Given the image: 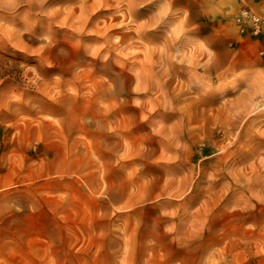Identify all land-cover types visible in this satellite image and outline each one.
I'll return each mask as SVG.
<instances>
[{"label":"rangeland","instance_id":"rangeland-1","mask_svg":"<svg viewBox=\"0 0 264 264\" xmlns=\"http://www.w3.org/2000/svg\"><path fill=\"white\" fill-rule=\"evenodd\" d=\"M0 264H264V0L0 9Z\"/></svg>","mask_w":264,"mask_h":264},{"label":"bare ground","instance_id":"bare-ground-1","mask_svg":"<svg viewBox=\"0 0 264 264\" xmlns=\"http://www.w3.org/2000/svg\"><path fill=\"white\" fill-rule=\"evenodd\" d=\"M48 0H0V9H6V10H12V9H15L18 5L24 3L29 10H35L37 7H40L42 8L46 2ZM55 14L56 12H54L52 15L49 16V18H54L55 17ZM26 23V22H25ZM26 25V24H24ZM24 28V27H23ZM98 29V28H97ZM13 32L12 33H16L17 30H12ZM20 31V30H18ZM21 32V31H20ZM11 33V34H12ZM24 34H27V33H24ZM32 35V34H31ZM28 36V34H27ZM20 37V36H19ZM33 38V37H32ZM51 43V42H50ZM76 46V45H75ZM78 49L81 50V46L80 45H77ZM77 47H76V50H77ZM75 48V47H74ZM93 56V54H92ZM82 57V62L78 64V66L80 65H85L84 64V61L87 62L88 60L92 59V60H96L97 59V56H94L93 58H90L88 57V55L85 54V52L83 53V55L81 56ZM96 57V58H95ZM104 59V58H103ZM106 61V60H105ZM103 61V65L105 66H108L109 65L107 64V61L105 62ZM92 62V61H91ZM96 62V61H95ZM97 63V62H96ZM87 64H90V63H87ZM100 65V64H99ZM88 66V65H87ZM91 67V65H90ZM114 67V66H113ZM73 68V67H72ZM115 68V67H114ZM101 71V69H100ZM95 72H98V71H95ZM102 73V72H101ZM104 74V73H103ZM105 76V75H104ZM109 79L112 80L111 83H113L111 86H112V93L114 94V96H117V97H121L123 96L126 92H128V89L125 87V85L122 84V82L120 81V79H118V74L116 73H111L109 75ZM107 79V78H106ZM110 85V84H109ZM109 90V89H108ZM111 90V89H110ZM109 90V91H110Z\"/></svg>","mask_w":264,"mask_h":264},{"label":"built area","instance_id":"built-area-1","mask_svg":"<svg viewBox=\"0 0 264 264\" xmlns=\"http://www.w3.org/2000/svg\"><path fill=\"white\" fill-rule=\"evenodd\" d=\"M248 19L251 21L253 31L259 32L262 27V18L260 15L255 13H250L248 9L243 10L241 16H239V20Z\"/></svg>","mask_w":264,"mask_h":264}]
</instances>
